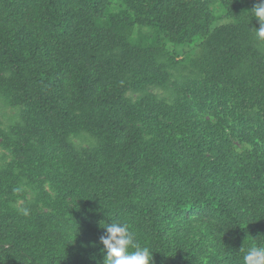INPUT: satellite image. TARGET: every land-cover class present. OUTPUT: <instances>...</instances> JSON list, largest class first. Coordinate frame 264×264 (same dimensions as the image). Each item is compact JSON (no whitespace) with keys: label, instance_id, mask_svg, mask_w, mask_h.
Returning a JSON list of instances; mask_svg holds the SVG:
<instances>
[{"label":"trees","instance_id":"1","mask_svg":"<svg viewBox=\"0 0 264 264\" xmlns=\"http://www.w3.org/2000/svg\"><path fill=\"white\" fill-rule=\"evenodd\" d=\"M258 2L0 0V94L18 110L0 127L17 160L0 166V264H103L113 221L151 264H244L264 247ZM197 38L206 56L170 83L171 53Z\"/></svg>","mask_w":264,"mask_h":264},{"label":"clouds","instance_id":"2","mask_svg":"<svg viewBox=\"0 0 264 264\" xmlns=\"http://www.w3.org/2000/svg\"><path fill=\"white\" fill-rule=\"evenodd\" d=\"M251 16L259 22V28L254 30L255 37L264 41V0H259L250 12ZM23 215H29L27 209L22 210ZM106 234L100 237L104 253L103 264H151L153 252L141 245L136 234L124 222L104 224ZM244 264H264V247L250 246L243 256Z\"/></svg>","mask_w":264,"mask_h":264},{"label":"rangeland","instance_id":"3","mask_svg":"<svg viewBox=\"0 0 264 264\" xmlns=\"http://www.w3.org/2000/svg\"><path fill=\"white\" fill-rule=\"evenodd\" d=\"M230 19H228L227 17H224L222 19L217 20L213 27L211 29H214L216 27H218L219 25L223 24V23H227L229 22ZM205 39L204 38H197L196 40H194L193 43H188V44H183L180 46H176L175 50L172 52L173 48V44L170 43L167 46V51L166 52H172L171 55L172 57H174L173 61H170L168 68L169 71V78L170 79V83H172V81L175 79V76L177 75H183V74H187L188 72H193L195 71V62L196 60H199V58L203 55L206 56V51L204 50V44ZM264 51V50H263ZM208 52V51H207ZM175 64L176 67H172L171 65ZM172 67V68H171ZM127 89H129L130 91H134L136 89H134L133 85H128ZM154 90V92H157L159 95H163L166 96L167 95V91L164 90L163 88H159L156 89L151 87L149 84H147V90ZM128 92L129 94H133L132 92ZM17 107L16 106H12L11 103L3 96L0 94V127L6 128V125L9 124V122L13 121L15 119V115L17 113L18 110H16ZM205 119H207L208 121H210L212 124L217 123V118L214 116H204ZM75 142L77 144H87V137L86 136H81L78 137L76 139H74ZM0 141H2V138L0 137ZM90 141V140H89ZM234 147L236 150L238 151H242L243 147L242 145H239L237 142H234ZM16 157L15 155L12 154V150L11 149H4L2 147H0V166L4 165V164H8L11 162H16ZM42 178L44 181H46L47 177H46V173H42ZM23 188L24 190L26 189V185L23 184ZM25 197L28 199H31L33 197H36V193L34 190L27 189L25 192ZM56 193L53 191V196H55ZM26 200L24 198L19 199V204H25ZM203 218V217H201ZM199 225V224H197ZM194 234L197 235V233L201 234L198 229H194ZM202 236H203V231H202Z\"/></svg>","mask_w":264,"mask_h":264}]
</instances>
